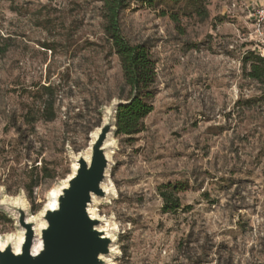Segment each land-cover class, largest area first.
<instances>
[{
    "label": "rangeland",
    "instance_id": "obj_1",
    "mask_svg": "<svg viewBox=\"0 0 264 264\" xmlns=\"http://www.w3.org/2000/svg\"><path fill=\"white\" fill-rule=\"evenodd\" d=\"M102 8L0 0V245L12 238L17 253L14 208L43 228L104 113L130 97ZM207 8L132 2L122 14L124 37L151 47L158 94L143 132L106 145L115 196L92 208L116 229L109 264H264V84L243 63L255 45L264 56V0ZM179 182L182 209L165 214L159 189Z\"/></svg>",
    "mask_w": 264,
    "mask_h": 264
},
{
    "label": "water",
    "instance_id": "obj_2",
    "mask_svg": "<svg viewBox=\"0 0 264 264\" xmlns=\"http://www.w3.org/2000/svg\"><path fill=\"white\" fill-rule=\"evenodd\" d=\"M127 104L123 100L115 101L104 113L100 127L92 136L88 156H79L77 169L72 168L66 186L63 184L58 189L57 199L51 196L52 204L39 214L43 228H37V222L32 221L33 216L23 206L14 208L23 230L22 244L18 253L15 250L18 241L12 238L0 245V264H109L116 254V229L104 219L105 223L102 222L100 216L94 218L89 209L98 201L115 196L113 188L107 185L111 168L109 153L115 147L114 143L111 148L106 145L116 133L118 109ZM53 204L55 207L49 208ZM105 224L115 229L111 232L113 238L103 231Z\"/></svg>",
    "mask_w": 264,
    "mask_h": 264
},
{
    "label": "trees",
    "instance_id": "obj_3",
    "mask_svg": "<svg viewBox=\"0 0 264 264\" xmlns=\"http://www.w3.org/2000/svg\"><path fill=\"white\" fill-rule=\"evenodd\" d=\"M210 0H101L104 32L111 44L114 54L118 57L125 86L130 90L129 104L118 109L116 116L115 136L132 137L144 131V119L154 111L153 100L158 94L156 63L152 59L151 47L147 44H132L122 32V14L132 2L153 7L163 4L174 6L185 3L194 7V14L201 18L209 16ZM167 15L166 12H163ZM170 18L175 23L180 19L177 14ZM246 75L249 79L264 84V56L260 46L255 45L243 59ZM48 90V89H45ZM124 101V100H123ZM54 114L48 118L52 120ZM187 185L169 183L159 189L163 199V212L175 213L182 209L179 195L187 191Z\"/></svg>",
    "mask_w": 264,
    "mask_h": 264
},
{
    "label": "bare ground",
    "instance_id": "obj_4",
    "mask_svg": "<svg viewBox=\"0 0 264 264\" xmlns=\"http://www.w3.org/2000/svg\"><path fill=\"white\" fill-rule=\"evenodd\" d=\"M113 143V142H112ZM112 145V144H111ZM111 156V155H110ZM76 169H77V167H76ZM55 194V193H54ZM51 207V206H50ZM89 212H90V214L95 218V211H94V209L92 208V206L90 207V209H89ZM97 218V217H96ZM42 220V219H41ZM44 224V223H43ZM109 237V236H108Z\"/></svg>",
    "mask_w": 264,
    "mask_h": 264
},
{
    "label": "built area",
    "instance_id": "obj_5",
    "mask_svg": "<svg viewBox=\"0 0 264 264\" xmlns=\"http://www.w3.org/2000/svg\"><path fill=\"white\" fill-rule=\"evenodd\" d=\"M262 13H264V12L258 13V14H260V17H261V18H260V19H261L260 21H263V20H264V18H262V16H261ZM261 46L264 47V41H263V40H262V44H261ZM262 55H263V54H262Z\"/></svg>",
    "mask_w": 264,
    "mask_h": 264
}]
</instances>
